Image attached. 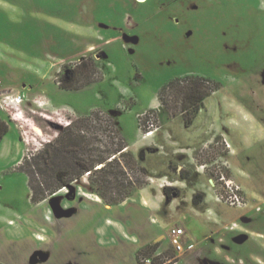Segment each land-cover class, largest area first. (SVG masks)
<instances>
[{"label":"rangeland","instance_id":"obj_1","mask_svg":"<svg viewBox=\"0 0 264 264\" xmlns=\"http://www.w3.org/2000/svg\"><path fill=\"white\" fill-rule=\"evenodd\" d=\"M0 3V88L25 98L0 104L10 127L0 144V235H23L11 247L21 263H47L55 246L61 263L67 251L83 264H133V237L145 242L156 219L165 235L157 264H264V210L257 212L264 209V0ZM83 59L96 60L98 78L82 74L77 87H62L66 67ZM187 77L217 84L190 120L180 114L181 88L169 90L162 111L159 99L167 84ZM151 111L158 112L147 122ZM95 112L112 115L129 144L111 170L118 173L114 195L133 183L132 197L109 208L87 174L36 206L21 169L25 156ZM142 118L153 135L141 129ZM222 176L240 188L242 205L220 199L227 196ZM175 227L192 251L175 252ZM43 228H51L50 242L33 251L30 232ZM102 233L121 246L97 242Z\"/></svg>","mask_w":264,"mask_h":264},{"label":"trees","instance_id":"obj_2","mask_svg":"<svg viewBox=\"0 0 264 264\" xmlns=\"http://www.w3.org/2000/svg\"><path fill=\"white\" fill-rule=\"evenodd\" d=\"M87 66L90 69L84 72ZM82 74L88 82L98 78L99 72L95 59H83V62L74 68L66 67L61 77V86L67 89L77 87L82 80ZM213 84L209 79L199 77L176 79L162 89L159 96L160 110L169 107L166 95L170 89L178 86L181 88V94L184 95L180 114L190 120L199 113L204 101L216 91L217 84L216 86ZM157 112H149L146 115L147 122L152 114ZM189 112L193 117L186 115ZM103 114L106 113L95 112L89 117L80 118L78 123L67 126L56 141L50 142L37 154L25 156L21 169L29 177L31 200L35 205L48 200L87 174L90 176L93 193L98 195L106 205L117 206L132 197L136 188L133 183H130L129 189H122L118 197L114 195L115 190L112 186L118 173L111 170V167L119 162L118 155L124 157L127 154L129 144L125 139L120 140L117 136L119 128L115 118L110 115L111 119L108 117L105 119ZM101 120L104 124H99ZM82 124L101 128L97 131L86 130ZM145 124L142 118L141 129L144 133H148L150 130H147ZM9 131V125L0 117V144ZM100 132L103 140L96 143L95 139L98 138L96 135H100ZM170 190L169 187L165 188L167 195ZM159 246L160 243H155L141 249L138 253L139 264H144L142 260L145 258H151L153 264H157L163 258L156 255Z\"/></svg>","mask_w":264,"mask_h":264},{"label":"crops","instance_id":"obj_3","mask_svg":"<svg viewBox=\"0 0 264 264\" xmlns=\"http://www.w3.org/2000/svg\"><path fill=\"white\" fill-rule=\"evenodd\" d=\"M1 1L3 3V0H1ZM6 1H8V0H6ZM0 5H1V3H0ZM256 123H258V121ZM231 147H233V146H231ZM238 150L239 149H237V152H238ZM46 202L47 201L41 202V203L37 204L36 206L40 207L43 204L46 205ZM108 207L111 208L110 206H108ZM143 208L149 210V207L148 208L143 207ZM51 217L52 216L48 214L46 216V220L47 221L50 220ZM32 221H36V220L33 219ZM11 222H14V221H11ZM149 224H150V226H152V224H154V226H152V227H155V230L157 232L154 231L153 232L154 234H152V235L149 234V237H146V240L143 243H141L142 242L141 239H138V238L133 237V239H134V242L133 243L136 246L133 249L131 248V249H129L127 251V253L130 256H131V254L133 256V264H139V261H138V253L144 247H146L148 245H153L155 243H160V245H162V242L159 241V239L161 237L164 238V236H165V235H162V228H163L162 225L159 224L156 221V219L155 220L152 219V221ZM43 230H44L43 232H36V231L30 232L31 238L34 239V240H36L38 242L37 245H36V243H35V245H29V248L31 250L35 251L36 249H42L44 247L43 241L46 242V240H47L48 242H50L49 241L50 239L48 237L51 236V232H52L51 228L50 229L49 228L48 229L47 228H43ZM21 236H23V235H21L20 233H11V234L8 233L6 236H1L0 235V264H29L26 261H24V263H21L20 260L17 258L18 256L17 255H14L13 252H12V250H11V247L13 245V241L20 240L21 239ZM101 238L104 239V240H102ZM103 241H104V243L109 244L110 246H114V247H120L121 246V241L119 239H116L114 237V235H112V234H104V233H102L100 236H98L97 242H100L102 244ZM190 243H193L192 240H190ZM58 250H61V248L60 249L58 248ZM46 251L48 253L47 256H49V258H48L47 263H44V264H55V263L56 264H69L71 261H74L73 260L74 257H75V259L77 258L76 261L75 262H72L70 264H77L78 262H79V264L80 263L83 264V258L81 260L79 254L76 253V252H75V254H69L67 251H65L64 253H62V255H65L66 256V259H65V262L64 263H61V262H59V260L61 261L62 258H58V255L56 254L57 249H55V246H54V248H48ZM159 251H160V246H159V248H158V250L156 252V255L158 254ZM120 264H125V263H120ZM128 264H130V262H128Z\"/></svg>","mask_w":264,"mask_h":264},{"label":"built area","instance_id":"obj_4","mask_svg":"<svg viewBox=\"0 0 264 264\" xmlns=\"http://www.w3.org/2000/svg\"><path fill=\"white\" fill-rule=\"evenodd\" d=\"M7 101H10L12 104L20 105L25 101V98L22 94H13L10 91H2L0 88V104L1 101L4 99ZM0 108H3L0 106ZM154 126V125H152ZM152 127H149L150 130ZM152 130H150L147 135L151 134ZM152 135V134H151ZM220 181H222V185L224 189L226 190L227 196H222L220 199L224 201L225 203H230L232 205L240 206L243 204V197L240 195V188L236 185H233V182L230 179H226L224 176L220 178ZM172 245L175 248L176 253L180 252H188L192 251L195 248V245L193 243H184V238L186 236V232L181 227H175L170 232ZM158 255V254H157ZM144 264H153V261L151 258H145L142 260ZM171 264H179V261L171 263Z\"/></svg>","mask_w":264,"mask_h":264},{"label":"flooded vegetation","instance_id":"obj_5","mask_svg":"<svg viewBox=\"0 0 264 264\" xmlns=\"http://www.w3.org/2000/svg\"><path fill=\"white\" fill-rule=\"evenodd\" d=\"M229 148V147H228ZM264 209H262L261 207H257V212H263ZM205 264H211L209 262H205Z\"/></svg>","mask_w":264,"mask_h":264},{"label":"bare ground","instance_id":"obj_6","mask_svg":"<svg viewBox=\"0 0 264 264\" xmlns=\"http://www.w3.org/2000/svg\"><path fill=\"white\" fill-rule=\"evenodd\" d=\"M139 2H144L145 0H138Z\"/></svg>","mask_w":264,"mask_h":264},{"label":"water","instance_id":"obj_7","mask_svg":"<svg viewBox=\"0 0 264 264\" xmlns=\"http://www.w3.org/2000/svg\"><path fill=\"white\" fill-rule=\"evenodd\" d=\"M59 217H62L61 215Z\"/></svg>","mask_w":264,"mask_h":264}]
</instances>
